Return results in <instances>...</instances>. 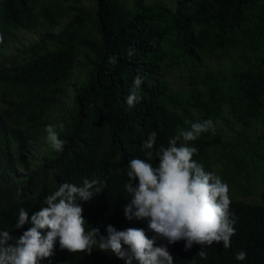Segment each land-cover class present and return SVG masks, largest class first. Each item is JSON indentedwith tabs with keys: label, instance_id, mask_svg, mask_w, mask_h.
<instances>
[{
	"label": "trees",
	"instance_id": "1",
	"mask_svg": "<svg viewBox=\"0 0 264 264\" xmlns=\"http://www.w3.org/2000/svg\"><path fill=\"white\" fill-rule=\"evenodd\" d=\"M0 35V231L19 238L32 226L16 229L20 208L30 219L61 184L86 178L106 187L76 200L85 229L134 228L124 185L130 159H147L142 142L157 133L156 166L161 145L211 119L215 132L188 143L229 186L230 248L206 245L202 259L198 244L143 230L173 264H264V0H0ZM137 75L142 100L129 107ZM47 125L66 142L62 152L47 143ZM39 264L126 261L97 248L71 253L57 239Z\"/></svg>",
	"mask_w": 264,
	"mask_h": 264
},
{
	"label": "clouds",
	"instance_id": "2",
	"mask_svg": "<svg viewBox=\"0 0 264 264\" xmlns=\"http://www.w3.org/2000/svg\"><path fill=\"white\" fill-rule=\"evenodd\" d=\"M128 54L131 56L132 51ZM109 63L115 64V57H109ZM142 82L141 76L134 78L126 101L129 107L142 100L139 93ZM44 130L50 147L57 153L62 152L66 142L59 138L56 126L47 125ZM209 130L215 132L211 119L191 123L189 129L178 131L169 139L167 147L161 145L156 152L159 158L156 166L148 162L153 159L152 149L157 139L156 132L150 133L141 145L147 159H130L126 167L128 180L124 185L131 196L130 203L124 207L127 219H146L148 228L169 243L184 240L186 249H191L193 244L200 245L196 255L202 259L207 258L204 246L222 242L228 249L231 237L236 234L229 186L193 160L198 149L188 143ZM135 180L138 184L134 187L132 181ZM105 187L106 182L99 179L86 178L79 187L63 183L45 197L43 204L47 207L34 212L30 219L28 211L20 208L16 229L26 224L32 226L19 238L12 237L6 230L0 231V264H39L40 260L52 255L57 239L60 248L71 253L91 254L97 248L115 254L126 264H133V261L136 264H173L167 248L155 246V239L148 238L143 229L117 230L108 225L107 236L99 235L98 228L85 229L83 208L76 200L89 201ZM43 230H47L46 235ZM13 240L14 243H10ZM246 256L243 250L235 254L240 261Z\"/></svg>",
	"mask_w": 264,
	"mask_h": 264
},
{
	"label": "rangeland",
	"instance_id": "3",
	"mask_svg": "<svg viewBox=\"0 0 264 264\" xmlns=\"http://www.w3.org/2000/svg\"><path fill=\"white\" fill-rule=\"evenodd\" d=\"M84 1V3L87 5V6H89V4L91 3V0H83ZM147 1H162V2H164L165 4H170L171 2H172V0H147ZM172 77H170V79H171ZM255 195H253L252 197H254ZM257 199H261V198H259L260 196L259 195H256L255 196ZM134 221H136L133 225H134V228H140V229H143V226H144V224L147 226V228H148V221H146V219L145 220H137L136 218H134L133 217V222ZM146 221V222H145ZM149 229V228H148ZM145 230H146V228H145ZM150 230V229H149ZM150 232H153V231H151L150 230ZM154 233V232H153ZM155 234V233H154ZM156 237H159V236H157L156 235Z\"/></svg>",
	"mask_w": 264,
	"mask_h": 264
}]
</instances>
